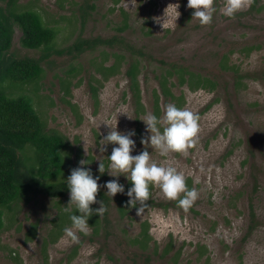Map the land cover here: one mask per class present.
<instances>
[{"label":"rangeland","instance_id":"rangeland-1","mask_svg":"<svg viewBox=\"0 0 264 264\" xmlns=\"http://www.w3.org/2000/svg\"><path fill=\"white\" fill-rule=\"evenodd\" d=\"M75 1L80 0L18 3L30 6L46 25L56 28L55 46L59 48L77 37L104 39L115 35L113 27L121 21L120 10L125 11L130 28L119 36L135 48L141 47L145 55L138 76L143 113L136 120L123 75L125 65L107 81H91L98 88L97 96H92L89 76L102 81L93 71L95 63L102 60L98 50L75 60L50 57L41 63L42 75L36 86L11 87L8 93L29 96L45 129L65 138L63 156L72 169L81 167V160L87 162L83 167L91 171L100 162H107L105 177L98 180L106 193L105 185L112 180L124 188L131 185L123 175L108 174V157L118 145H102L101 140L110 127L116 126L120 133L135 131L133 156L147 150L158 165L175 167L184 174L189 190L195 188L199 197L185 211L152 187L154 205L147 203L140 216L137 208H132L123 218L118 216L116 203L111 202L109 234L103 231L91 241L90 228L83 233L85 236L77 232L76 241L68 238L64 229L72 223L55 237L63 225L56 214L70 207V193L59 199L38 195L28 202L19 201L3 211L0 264H264V0H260L261 11H242L235 19L222 14L224 0H217L210 26H201L196 19L182 23L180 7L168 8L177 5V0H91L94 10L81 25L77 7L71 4ZM18 37L15 30L11 52L38 58L40 52L23 49ZM249 45L262 47L246 54L242 48ZM222 53H228L230 62L245 75L238 85L234 83L235 74L220 70L218 57ZM159 61L188 67L218 83L213 93L189 91L186 86L171 88L174 96H182L178 108L200 117L198 141L187 156H160L151 148V134L141 121L153 111L157 76L165 68ZM110 63L111 59L104 64ZM72 68L75 73H69ZM61 79L69 82L67 93L60 85ZM171 81L176 83V78ZM158 102V119H162L166 105L174 101L160 96ZM143 138H149V145L141 143ZM69 176L63 174L57 181H66ZM144 228L151 242L141 255L128 241ZM79 241L80 246L73 249Z\"/></svg>","mask_w":264,"mask_h":264},{"label":"trees","instance_id":"trees-1","mask_svg":"<svg viewBox=\"0 0 264 264\" xmlns=\"http://www.w3.org/2000/svg\"><path fill=\"white\" fill-rule=\"evenodd\" d=\"M177 1L180 7L181 22H190L193 19L194 10L187 7L188 0ZM216 3L217 0H215L214 7L218 8ZM71 4L77 7V18L79 23L83 25L94 10V4L91 0H80L71 2ZM262 7L260 0H255L247 11L259 12ZM120 14L122 18L118 23L119 25L113 27L116 32L115 35L104 39L77 37L68 46L59 48L55 46L56 28L46 25L37 11L31 9L30 6L21 5L18 0H0V229L3 226V211L9 210L11 205L19 201L28 202L38 195L57 199L64 198L66 194L70 193L67 180L57 181V179L63 174H71L73 170L63 156L67 148L65 138L45 129L44 122L35 110L33 101L29 96L24 94L13 95L8 93L7 89L11 87L21 89L28 84L36 86L42 75L41 63L50 57L66 56L75 60L84 53H92L98 50L97 54L102 60L95 63L93 71L101 76L102 81L94 80L89 76L88 88L92 96H97L98 88L93 87L91 81L100 83L107 81L110 77L118 74L121 66L125 65L123 75L128 81L127 89L135 106L136 120L143 113L138 76L145 55L141 47L135 48L119 36V33L130 28L129 15L123 10H120ZM15 30L19 33L20 46L26 50L39 51L38 58L21 56L11 52ZM261 47V45H249L243 47L242 50L249 54ZM109 59H111L110 65L105 66L104 63ZM159 63L165 68L157 76L159 94L157 89L153 91L152 114L157 118L160 114L158 105L160 96L174 101V104L180 107L182 96L172 94L171 88L173 86H186L189 91L204 90L209 93H213L217 89V81L208 75L178 64H165L162 61ZM218 66L221 71L235 74V85H238L245 76L240 74L238 67L230 62L228 53H222L218 57ZM75 72V68L69 71V73ZM173 77L176 78V83L171 81ZM60 85H64L66 92L69 82L61 79ZM101 86L102 84H100ZM103 164L106 167L107 162ZM91 173L93 178L95 176L105 177L104 173L99 172V167ZM131 185L127 184V187L124 188L125 193H119L117 197L113 198L99 187L97 201H103L107 211L103 216L94 214L89 218L90 234L88 239L90 241L103 231L109 234L108 209L111 202L116 203V211L121 218L132 210V207L128 206L127 203L129 200L127 192L132 187ZM151 189L152 187H150V193ZM147 203L151 206L154 205L151 196ZM99 206V203L91 205L93 210ZM249 207L250 215L253 216L251 206L249 205ZM69 209L70 212H63L65 209H61L56 214L58 220L63 223L55 235L57 238L61 235L63 227L72 223L70 216L79 215L75 205L70 206ZM80 234L85 236L83 233ZM149 242H151V238L147 228H144L132 236L128 244L136 246L142 255L149 248ZM78 246H80V241L73 249ZM13 259L15 260V258Z\"/></svg>","mask_w":264,"mask_h":264},{"label":"clouds","instance_id":"clouds-1","mask_svg":"<svg viewBox=\"0 0 264 264\" xmlns=\"http://www.w3.org/2000/svg\"><path fill=\"white\" fill-rule=\"evenodd\" d=\"M254 2L255 0H224L221 12L225 17L235 19L236 14L250 9ZM214 4L215 0H188L187 7L194 10L193 19L198 20L201 26H210L216 11ZM169 7L177 9L179 5H169ZM199 119L200 117L196 113L169 103L166 105L162 119L148 113L141 121L145 123L146 131L151 134V148L158 151L160 156L168 157L171 153L188 155L189 149L193 148L198 141ZM110 129L101 143L102 145H118V147H113L111 156L108 157L110 162L108 174L113 177L123 175L131 182L132 187L127 192L129 197L127 203L128 206L137 208V216H140L147 207L151 196L150 187L158 188L165 199L178 202V207L185 211L194 205L199 193L195 188L189 190L183 173L178 172L172 166L158 165L152 161L147 150L133 156L131 153L135 148V142L132 139L135 135L134 130L120 133L116 130V126L110 127ZM141 143L149 145V138H143ZM101 150L105 151L106 149L102 147ZM79 163L81 167L73 169L67 179L70 191L68 205H75L79 213V215L70 216L71 227L64 229L65 235L73 241L78 239L77 232L87 234L90 217L94 214L103 216L107 211L103 201H97V194L100 190L99 177L93 178L91 170H86L83 167L87 163L85 160H81ZM99 172L101 174L105 172V165L101 162L99 163ZM105 187L107 195L111 198L118 193H124V186L116 180L107 182ZM96 203H99L100 206L93 210L91 205ZM65 210L70 209L66 208Z\"/></svg>","mask_w":264,"mask_h":264}]
</instances>
